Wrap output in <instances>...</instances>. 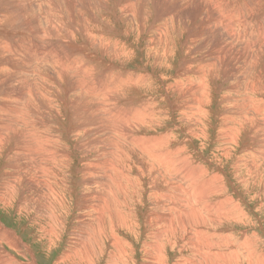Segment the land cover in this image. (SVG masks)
I'll return each instance as SVG.
<instances>
[{
    "label": "rangeland",
    "instance_id": "1",
    "mask_svg": "<svg viewBox=\"0 0 264 264\" xmlns=\"http://www.w3.org/2000/svg\"><path fill=\"white\" fill-rule=\"evenodd\" d=\"M219 1L220 2L217 1V7L218 4L220 3L222 5H220V9H219L220 11L217 12L219 16H221L222 22L226 24V25H221V27L224 30H221L220 28L217 27L210 28V26L209 29L206 28L205 26L206 14L203 11L201 13L200 12L201 10L198 9L196 16L197 19H196V17L193 16L194 13L193 5L195 4H190L188 0H180V3L179 0H143V4H142V0H95V1L94 0H90V1L62 0V2L61 0H0V21L4 19L6 14H9L10 20H8L9 18H7L6 19L7 21L4 22L3 20L2 22L7 23L12 21V23L13 22L16 23V24L14 23L13 25H3L10 32V34L4 36L3 34L0 33V43H1L0 49L6 50L4 51V56L6 57V59L14 58L13 57L14 53L15 54L20 53L21 56H16V58L20 57L21 61L14 62L16 60H12L9 61V63L11 64L13 63L18 69H21L22 67L25 71L24 73L25 75L21 77L22 82L20 83V85H17L16 87L13 86L9 87L11 83L12 84L17 83V82H12L14 76L12 73H10L11 71L9 72V69H7L8 72L2 71L0 73V88H1L0 106L4 107L5 110L7 109L6 106H9L8 109L12 111L11 115H16L20 113L22 117L21 119L25 123L24 129L27 131L26 133H28L27 136L29 137V140L30 138H32V134H34L35 132L37 133V137H40L41 135L43 137V138L41 137L42 139H44L45 136H54L58 140H61L65 144V149H68V151L72 153V155L69 156V162L67 164L68 172L69 171L71 172L69 173H70V178L72 180L70 179L71 184L69 186L71 188L72 195L71 193H69L70 190L66 189L68 194L64 199L68 207L71 209L70 211L71 215H69V217L66 218V221L64 222L65 225L67 224L66 232L64 233L63 228L65 225L59 226L55 224L54 218L55 217L58 218V216H54L52 220L47 219V214L51 210V202H53L54 200L55 201L58 200L55 199V196L51 194L50 190L42 191V186L46 182L45 180L44 182H42V180L38 178L40 172L34 174L25 171L19 177L20 181L16 179L17 177L16 165L20 163V160L15 158L16 156L14 152L19 148L21 142L23 141V139L21 138L23 135L18 134L17 135L18 139L14 140V138H12L9 144L0 143V225L3 226L4 231H10L14 234L15 237L18 238L19 243L17 245L19 248L17 249V251L21 253V256L22 254L26 255L21 257L20 254H16L14 250L9 249L6 244L12 245V243L9 242L10 238L7 236L9 239L5 240L3 238L5 235H0V238L4 239V244L6 242L5 249H2L0 255L4 254L3 258L9 261V264H17V263L19 264H92L93 262L94 264H116L117 260L118 263L120 264H155V262L149 256L152 255L151 251L145 250L144 252L143 250L144 246L147 243H150L149 220L151 218V213L153 214V216H156L157 222L159 221L158 226L162 236L169 240V244L167 245V248L164 249L165 250L164 254L167 252L164 255L165 263H167L166 261H168V264H182L183 261H185L186 258L189 257L188 255L191 256L198 252L200 257L203 259H206L204 258L203 255H205V257H208V255L211 254L215 255L216 257L206 259L209 260L212 264H264V176L260 177L262 180L261 183H259V181L257 183H253L254 181L250 179L247 180V178H249L250 175V173L248 172V168L242 169V167L238 166V169L237 170L235 169L237 159L247 160L248 157H250L253 160V158L249 155H252L254 153V151L258 147L257 142H259L261 139L257 138L255 145L251 146L250 143H252V141L249 139H245L244 136L243 135L241 136L240 134L236 136L237 138L235 137L232 140L231 142L232 144L230 145L229 152L226 153L223 151L225 148L224 146L225 145L228 146V144H226V142L228 143V139H229L228 129L224 130L225 127H228V119L230 118L238 119V122L241 120L245 122L244 118L250 113L253 114L256 111L255 113L258 112L257 114L260 116L254 113L251 117L253 122L250 123H252V125L254 124L253 125L254 127L258 125L261 128H264L263 127L264 112H260L261 114H259V110L256 107L248 105L250 102L258 106L259 103H254L253 100L255 101L264 100V39H263L264 0H234V3H232L233 0H224V2L223 0H219ZM111 2L114 3L116 2L117 5L119 6L117 5L115 6V4L114 3L112 4ZM183 2L184 3L188 2V3L184 5ZM127 3H129V7L127 10H124L123 7ZM228 3L231 6H229ZM189 4L190 6H188ZM181 5L183 8L181 7ZM232 6L234 9L232 8ZM242 8H244V10ZM90 9L92 10L90 11ZM235 9L237 10L241 9L240 10V13L242 15L241 17H244L243 20L244 23L242 25L237 23L234 17L232 16V13L234 12ZM93 12H95L94 13L95 16L90 15L93 14ZM47 13L49 14V16L52 17V21H51L52 23L48 22L49 17L46 16ZM137 13H139L140 15H137ZM169 13L171 15H169ZM13 14H15L16 16H14ZM141 14L147 17L145 16L143 17ZM216 14L217 13L213 12L214 16ZM54 15L55 17H58L61 20L55 21V19L53 18ZM166 15H168V17ZM135 16L137 17L140 16V18H135ZM141 17L144 19V21L143 19H141ZM184 18L186 21L184 20ZM89 19H91L90 20L91 23L90 21L87 22ZM60 21H65L66 24H60ZM71 21H76L77 23L78 22L84 23V25H82L81 27L85 31L87 29L89 30L90 27H92L95 23L94 26H96V30L94 32L93 38L90 41V45H92L94 51L98 56H102V60H98L96 63L100 75L98 74L93 78H88L85 73L83 76L84 69L79 65V60L71 56V54L73 52L75 53V51L72 52L70 49H69L70 51L68 50L69 47L66 44L68 41H72L74 45H77L81 48L82 46H84L83 39L69 29L70 28L69 25ZM38 24H40V26L35 28V26ZM134 25H138L140 27L138 31H136V26ZM165 25L168 28L167 32L171 38L175 32H178L179 29L182 30V27H184V29L185 27L192 28L193 35L195 37L194 44L195 46L196 45L198 46V47L194 46L196 53L195 51H193L194 52L193 53L191 51L189 52L187 50H181V49L180 51L179 50L176 51L169 62L170 64L168 63V65L173 68L172 69L170 67L173 71L171 69L165 70L164 68L161 67L162 65L164 66V64L166 65L167 58L165 57L160 58L162 54V49L154 45V43L156 42H153L154 40L157 39V36L159 34L163 35L162 31L164 30L163 28ZM171 25L174 26L172 27ZM1 27L2 25H0V32H1ZM63 27L66 29H64ZM174 27H176V29H174ZM46 28L50 29V31L52 32H54L55 30H60V31L62 30L61 33L63 34V37L66 36L64 37L66 38L65 40L66 42H64L65 45L58 44L59 40L53 37H51L50 39H46V38L44 39L41 36L32 35L33 36V40H32L31 38L32 36L29 35L30 36L29 37L28 34L25 33V32H29L31 29H36L39 31L43 30L44 32H46L45 31L47 30ZM225 29L227 30L225 31ZM208 30H211L213 34H215V36L213 35V38L209 36L210 32H208ZM12 33L14 34L11 35ZM230 33L232 35L233 41L229 40ZM17 34L19 36L21 35L20 36L21 38ZM137 34L139 35V37L136 40ZM223 35H226L227 40ZM227 35H229V37ZM26 37L28 39L27 41L26 39H24ZM3 38L8 39L9 42L7 44H3L1 42ZM100 38L103 40L99 42ZM196 38L199 39L201 38V39L198 40L199 41L198 42ZM22 39H24L25 41H22ZM84 39H86V36L84 37ZM207 39H209V43L206 41ZM33 41H35V43ZM223 41L224 42L226 41L228 45H230L228 49L230 48L231 50L232 48L233 51L235 50V52L227 51L226 49L225 51L224 50L221 51L223 48ZM235 41L237 42L236 47L231 46V44L235 46ZM25 42H27V44ZM118 42L121 43L122 45L116 48L115 53H113V47L115 48V45L118 44ZM168 42L171 43L170 41ZM30 43L31 45L32 44L34 45V49L33 46L29 48ZM22 44L23 46H21ZM216 45L218 46V49L219 48L221 49V50L219 49L220 52L219 51L216 52V50H214V48L217 47ZM46 46L49 47L48 50L46 49L48 48ZM103 46L106 50L105 49L102 50ZM146 48L153 49L154 51L157 52L155 53V55L149 54ZM243 49L245 51H241ZM15 50L16 51L19 50V52L16 53ZM38 50L40 51V53ZM239 50L240 52H242L241 54ZM181 51L182 53L180 54ZM100 52L101 53L103 52V54L106 55H103ZM229 52L231 53L230 55ZM218 53L221 56H223L224 54V61L223 58L216 57ZM232 54H234L235 56ZM242 54L245 55L243 56ZM231 56L233 58L239 56L238 58L241 57L240 59L242 60L243 57L244 59L246 57L244 61L245 63H237L239 65L238 66L233 61H231L228 65V60L230 61V59L231 60L233 59ZM254 56L259 57V61H258L259 63H256L255 65L252 66V60ZM62 57L64 59L60 61L59 58ZM214 58L216 59L214 60ZM218 58H220L223 62H226L225 67H227V72H233V73L230 75V77L227 75V78H225V76L222 74V71H219L218 73L215 72V75H217L218 79H216L213 82L215 84V85L213 84L214 87L213 89H209L210 85L209 87H207L206 85L202 87L200 84H198L199 78H197L194 81L195 83L194 86L198 85L196 87V92L195 93L193 92L194 95H191L192 99L197 98L196 106L198 105L199 100L204 101L206 100V97H208L207 99L208 103L205 104L204 106H201L203 108L202 110L207 111V115H205V117L199 118L201 121V122L199 121L200 130L202 131L204 127H207L206 130L204 129L202 132L200 130L199 131L197 130L196 131L198 133L197 137L192 138L189 136L190 134L186 133V129H188L186 127L188 120L184 118V116L179 112L180 110L176 109L174 110L175 113H171L170 115L166 114L164 118H163L164 113L161 114L159 110H155L158 113V115L156 116L157 118L155 120L159 118L157 121H160L164 127L159 128L155 123L154 125L156 127L154 125L153 127L156 130L153 129L147 132L140 131L144 133L143 135L140 133H139L140 135L136 134L145 137L160 136V135L164 136L166 134L170 136L171 139L173 138L176 140V141L174 140L173 144L174 143L177 144L178 141L181 143V140L182 143L185 144L187 142L189 144V145L187 144L185 145L187 150L185 152L186 155H184L186 157L188 156V160L179 157L181 158V161L176 163V168L178 167V169H174L173 167H171L172 169H170L171 171L170 175L172 173L175 175L176 172H180L182 173V175L186 174V177L183 178L181 181H179L178 179L173 178L175 176H170L172 178L171 179L169 175L165 173L168 176L166 177V175L165 176L163 175L162 177L165 178L166 181L164 182L163 179L159 181L164 187L168 188V192L170 191L168 193V196L170 197V202H169L170 204L168 208H171L172 210L167 209L163 205H157L160 208H162L163 211L162 210H160V212L154 211L155 205L154 206L152 205V203L149 201V199L145 194L143 199L146 200V203L145 200L141 199L140 202L138 201V203L133 208V211L130 213L135 215L136 218L138 216V218L136 219L137 220L136 223H138L137 226L139 227L140 233L138 234L137 238H133V236L131 235L130 236L125 235L123 231L118 232L117 240H111L109 238V235H107V237L104 238L101 235L94 234L98 239L89 236L85 242L89 245L94 242V239H97L98 241L97 240L95 241V247L89 249L88 246H83V248L81 249L83 251L80 250L81 252L77 253L74 256L72 255L73 257L68 256V258H66V255L68 254L67 252L71 250V247L76 245L78 242L79 243L81 242V236L83 235L82 234L83 230H88L87 225L84 226L75 225L77 221H84L85 223H87L86 222L87 217L81 218L79 215L75 218V215L78 213V211L82 206L80 193L83 190L82 187L83 181L87 183H93V182H99V184L101 183L100 187L97 188V190L104 192L107 181L110 178V175L114 173L113 170H105L108 165V162L111 163V161L113 160L111 156L109 157L107 156L106 142L101 140L100 144H97L90 149L91 153L88 156L86 154L82 155L80 152H82V150L86 152L87 150L85 149L87 147V144H89L90 142L88 140H85V137L83 135H79V136H83L84 140L82 141L83 143L82 142L80 144L77 143L80 141L81 137L80 138L77 137L76 134L77 135L79 134L80 128H82L83 125H86L87 122L88 125H91L96 123V120L102 119L101 115H104L107 118V121L109 122L110 119L108 116H106L107 115L106 112H102L101 115L100 113L95 112V114H98V116L95 117L93 116L95 114L93 113V115H91V113L87 111L86 107L82 115L77 116L78 106L79 107L81 106L74 104L77 101V99L71 94V100H72L71 104L73 105L67 106L65 109L67 111L73 109L75 111L74 114H76L75 115L76 117L70 112H66L64 110V107H59L60 109L59 111L53 110L50 113L46 114V116L43 115L42 120H44L47 124L45 125L44 121L42 122L40 121L41 123L44 122L43 123L44 126L42 125L43 127L42 126L40 127L41 128L40 130L42 131H35L34 128L36 126H40L41 124H39L30 113L32 112L33 114L34 111H36L35 116L37 115L41 118L42 116L40 115L42 114L43 109L41 108L39 109L37 102L36 101L33 102L31 96L27 95V93L30 94V92L31 95H33L36 89L38 88V83H39L38 81H36L37 82L36 88H34L32 77L30 78L28 77L27 71L35 70V68L45 69L48 67L49 69H53L55 71L57 69L55 67H57L60 64L61 68H64V70L66 71V74L74 78V80L73 79L70 80L73 81L76 80L81 84H83L88 89L89 91L88 94H90L91 96L86 98L90 101H92L94 97H96L94 99H99V97L101 98V96L98 93V90L101 87V81L98 82L97 80H99L98 76L100 77L101 73L105 70L107 71L109 76L114 78L116 82H121V80L124 78L129 80L131 76H134L133 77V79H135L134 81L145 80L144 78L148 76L149 81L145 80V82H147L148 84L145 83L139 86L136 82H134L137 85L136 88H132L134 90L132 91L134 92V94L131 93V91L128 92L126 95L119 94L117 101L112 102L114 110H112L111 112H113L114 118H117L121 124H125L124 120H127L125 114L132 113L127 108H131V107L136 108L138 105L144 102L150 104L151 100L153 99L156 100L155 104L158 107L161 104L163 106L164 105L166 106V104L162 103V100L160 99V97L163 96L165 93L164 91H162L160 86L162 85V83H164V80L166 79H167V85L170 84V86L172 87L169 89V94L171 93L170 96L173 98V99L171 97L169 98L172 104L175 105V101L177 102L176 105L183 104L185 98H183L182 96L183 93L182 91L185 90L186 87L173 86L174 80H180L184 78L185 77L184 73H186L187 70L191 71L196 67H198L199 64L202 63V60L205 61L204 63L205 67H210L214 62L215 65L217 64L216 60ZM191 59H193V61ZM54 60H56L55 63ZM185 60L190 63V66L184 67L181 72H177L179 67H182V64ZM43 61L46 63L43 64ZM60 65L58 67H60ZM232 65L234 66L236 65L235 68ZM237 69L239 70L237 71ZM20 71L21 70H19V72ZM22 72L23 71H21V75ZM43 72L50 74L48 70H45ZM43 72L41 74H44ZM198 72L200 71L198 70ZM104 78H106L105 75ZM162 78L163 81H161ZM250 79L258 86L257 90L254 92H252L251 86L245 88L246 80L249 81ZM78 86H80V84ZM78 86H74L73 88L75 89ZM215 88L217 89L216 93H212L213 90H215ZM95 90L98 94L95 93ZM122 92L125 94L124 89L122 90ZM208 93L209 95H207ZM9 94L15 96V99L16 97L19 96L20 98L21 96L20 101H14V103H11L9 105L5 97L6 95ZM178 94L180 95V97H178ZM234 94L236 96H233ZM200 97L202 98V100ZM28 98L30 99L28 100ZM238 98H240V101H237ZM241 98L243 99L245 98V99L242 100ZM3 99H5V102L2 101ZM21 100H23L22 101L23 103L26 100L24 106H22L23 103H21ZM246 100L249 102H247ZM30 101L33 104H31ZM235 103H236V107H240L239 109H242L241 111L242 113L245 112L247 113L241 115L242 119H240V117H236L234 114V109H231V107H233ZM99 104L100 102L97 103L96 106H99ZM244 104L245 107H243ZM13 107L15 109H13ZM21 107L22 109H20ZM26 107L30 110H28ZM191 107L192 106H190V109H192ZM246 108L247 111H243ZM23 109L28 111L29 113L26 111L23 112ZM104 109L109 110L107 108ZM250 109L252 110V112ZM38 110H40L39 114L37 112ZM13 111L14 112L18 111V112L14 114ZM196 112L197 110L194 111L193 114H189L190 116H188V118H190L189 119L190 121L197 119L198 115ZM254 115L256 118L254 117ZM39 117L36 118L39 119ZM67 117L70 119H68ZM194 117H196V119ZM16 118H18L17 115ZM253 118H255V123ZM73 120L77 121L78 123L81 122L79 123V125L82 126L80 127L77 122H74L73 124ZM183 120H185V122ZM20 122L22 121L20 120ZM23 122L21 123L22 125ZM109 122L107 123L108 127H109L108 124H110ZM181 124L184 129L178 128L179 125ZM235 124L236 123L234 122L233 125ZM252 125H250V127ZM46 126H48V128ZM242 126L247 127L248 125L245 122L242 123L240 127ZM44 127H46L45 128L46 131H44L45 130ZM76 127H78V129ZM240 127H237V129H239ZM135 128L136 127H131V129L134 131ZM174 128L175 130L173 131L175 132L172 131V129ZM176 128H177V132H176ZM98 131L100 133V130ZM120 134L124 136L126 134V131L121 130ZM174 135L176 138H174ZM261 135L264 136V132L261 133ZM116 138L117 136H115V139ZM263 140L264 139H262L261 141ZM124 142L125 139L119 136L118 143L122 147ZM10 144L12 145L13 148L12 152H8L7 150ZM83 144L86 145L85 149H83L82 147H81L82 149L80 148V146H82ZM110 150L112 151L113 149L111 148ZM12 156L13 158H10ZM40 156L35 155V158L39 159L41 158ZM181 163L184 164V166L183 165L181 166ZM84 164H86L85 167L83 166ZM208 164H210V166H208ZM8 165L9 167H7ZM185 167L187 169H184ZM188 168H189V173H188ZM262 168L263 165H261L259 169L261 170ZM159 170L163 172V170L161 169ZM222 171L224 172V174H222L223 173ZM200 172L201 173L206 172V173L200 176L201 175ZM215 172L218 174V176L219 175L221 177L223 176L222 178L225 184L224 186H222L221 193L225 195L228 198V200H232L234 203V205L232 206L226 205L225 209L223 210L224 214H228V217L224 215L223 218L220 219L213 218L212 221L214 223L212 222L207 223L203 219H192V218L185 219V217L189 216V213H192L194 206H196L197 209L201 208L202 206L201 203L204 201L203 199L204 196L202 195L203 190H206L205 187L206 185H208L206 177L216 174ZM49 173L51 172L49 171ZM90 173H93L94 176H89L88 174ZM190 174H192V178L195 175L196 176L199 175V176L195 180H191L192 178L189 179L187 177ZM112 177L110 179L111 182L112 180L115 179V175H113ZM243 179H245V181H243ZM7 180H11L10 184H18V187L14 188V190L18 191V195H14L11 189L8 191L2 190L4 186L3 182ZM124 182L131 183L139 187H144V191L145 189L149 188L145 180L136 178V172L133 170L132 167L127 171L126 175L120 177V183L123 184ZM167 183H169L170 185L167 186ZM173 184H175L176 186ZM37 186L40 187L41 192L36 191ZM119 188L121 189V186ZM193 190L195 192H192ZM122 191L125 193L124 190ZM196 192L199 193L198 198L195 195L197 194ZM190 193H194V195L192 194L193 196H189ZM42 195L44 197H42ZM215 195L216 194H213V196ZM128 200L131 201V199ZM20 201L30 203L32 207L31 210L37 213L35 215L34 213L31 215H27V213L20 211L18 207L19 206L18 203ZM78 201L80 202L78 203ZM99 201L100 200L97 199L96 203L100 204ZM228 210L230 211L229 213ZM65 213L68 214V211H66ZM215 213L222 214L217 210L215 211ZM139 214H141L142 217L139 216ZM161 215H164L165 218H168L170 221L163 222L161 219ZM198 215H201V212L199 210L195 212V215L193 217ZM35 216H38L40 218L39 222L36 223V225L34 223ZM71 216L73 217V219ZM63 217L64 215L62 213L60 214L59 219L61 220L63 219ZM75 226L77 227V229L74 228ZM86 227L87 229H85ZM71 230L73 231V233ZM75 230L78 232L74 233ZM48 231L50 232V234H47ZM107 232H109V230H104L103 234H106ZM181 238L183 241H181ZM223 242H225V246L221 244ZM114 244H116V246H114ZM88 253H90L92 256L90 259L88 257ZM223 254H224V258H228V262H223L221 260L222 258L220 256L221 255L223 256ZM231 257L232 258L238 257V260H234V259L230 260ZM122 260L123 262H121Z\"/></svg>",
    "mask_w": 264,
    "mask_h": 264
},
{
    "label": "bare ground",
    "instance_id": "2",
    "mask_svg": "<svg viewBox=\"0 0 264 264\" xmlns=\"http://www.w3.org/2000/svg\"><path fill=\"white\" fill-rule=\"evenodd\" d=\"M90 1V0H89ZM95 1V0H94ZM217 1L220 2L219 0H188V2L190 4H195L193 5L194 8H193V16L196 17L197 16V11L198 9L201 10L200 12L202 13V11L206 14V20H205V26L206 28L209 29V26L210 28H220L221 30H224L221 25H226L225 23L222 22L221 20V16H219L218 12L217 11H220V5H222L221 3L218 4V7H217ZM5 2V1H4ZM35 2V1H34ZM62 2V0H61ZM185 2V1H184ZM183 2V3H184ZM187 2V3H188ZM224 2V0H223ZM240 2V1H239ZM87 3V2H86ZM112 4L114 2H111ZM179 3H180V0H179ZM187 3H184L187 4ZM227 3V2H226ZM234 3V0L233 2ZM231 3V4H232ZM241 3V2H240ZM94 4V3H93ZM110 4V3H109ZM115 6L117 5V3L115 2L114 3ZM142 4H143V0H142ZM190 4L188 6H190ZM224 4V3H223ZM145 5V4H144ZM142 5V6H144ZM229 6H231L229 3H228ZM236 5V4H235ZM238 5V4H237ZM245 5V4H244ZM249 5V4H248ZM41 6V5H40ZM63 6V5H62ZM68 6V5H67ZM72 6V5H71ZM70 6V7H71ZM119 6V5H117ZM187 6V5H186ZM227 6V4H226ZM61 7V5H60ZM59 7V8H60ZM73 7V6H72ZM129 7V3H127L123 9L124 10H127ZM182 7V5H181ZM185 7V6H184ZM183 8V7H182ZM218 8V9H217ZM228 8V7H227ZM233 8V6H232ZM240 8V6H239ZM112 9V7H111ZM115 9V7H114ZM222 9V8H221ZM234 9V8H233ZM244 10V8H242ZM247 9V8H246ZM75 10V9H74ZM92 9H90L91 11ZM118 10V9H117ZM224 10V9H223ZM241 10V9H240ZM240 10L238 9H235L234 12L232 13V16L234 17V19L236 20L237 23L239 24H243L244 23V17H241V13H240ZM35 12V11H34ZM110 12V11H109ZM118 12V11H117ZM145 12V11H144ZM213 12L217 13L215 16L213 15ZM92 13V12H91ZM95 12H93V14H90L91 16H95L94 15ZM111 13V12H110ZM37 14V13H36ZM60 14V13H59ZM78 14V12H77ZM143 14V12H142ZM141 14V15H142ZM199 14V13H198ZM14 16H16L15 14H13ZM75 15V14H74ZM137 15H140L139 13H137ZM147 15V14H146ZM169 15H171L169 13ZM204 15V14H203ZM3 16V15H1ZM13 16V17H14ZM49 17L48 19V22H51L52 21V17L49 16V14L47 13V15ZM87 16V14H86ZM98 16V15H97ZM100 16V15H99ZM143 16V15H142ZM145 16V15H144ZM143 16V17H144ZM149 16V15H148ZM168 17V15H166ZM192 16V17H193ZM199 16V15H198ZM47 17V18H48ZM147 17V16H145ZM187 17V16H186ZM185 17V18H186ZM9 18V14H6L5 17H4V22L7 21L6 19ZM35 18V17H34ZM46 18V19H47ZM55 19V21L57 20H61L60 18L58 17H53ZM135 18H140L135 16ZM184 18V20H185ZM201 18V17H200ZM223 18V17H222ZM105 19V18H103ZM141 19H143L141 17ZM140 19V20H141ZM147 19V18H146ZM161 19V17H160ZM179 19V18H178ZM197 19V17H196ZM230 19V18H229ZM262 19V18H261ZM2 20V19H1ZM2 20V21H3ZM10 20V18L8 19ZM64 20V19H63ZM91 19H89L87 22H89ZM115 20V18H114ZM2 21H0V25H2L1 27V34H3L4 36H7V34H10V32L3 26V25H13L15 22L12 23L11 22H7V23H3ZM77 21V19H76ZM76 21H71L70 22V25H69V29L72 30V32H74L76 35L80 36V38L83 39V45L82 48L77 46V45H74V43L72 41H68L66 44L68 48V50L70 49L72 52L75 51V53L71 54V56L73 58H77L79 60V65L84 69V72H83V76L84 74L86 73V76L88 78H93L95 76H97L99 74L98 72V66L96 65L97 61L98 60H102V56H98L96 54V52L94 51L92 45H90V41L91 39L93 38L94 36V32L96 30V26L94 22V25L92 27H90V29L88 30L87 29L86 31L82 29V25H84V23H80V22H76ZM102 21V20H101ZM100 21V22H101ZM136 21V20H135ZM144 21V19H143ZM186 21V20H185ZM85 22V23H87ZM103 22V21H102ZM138 22V21H137ZM179 22V21H177ZM188 22V21H187ZM52 23V22H51ZM50 23V24H51ZM91 23V21H90ZM110 23V22H108ZM233 23V22H232ZM16 24V23H15ZM60 24H66L65 21H60ZM130 24V23H129ZM142 24V22H141ZM175 24V23H174ZM181 24V23H180ZM179 24V25H180ZM54 25V24H53ZM56 25V24H55ZM231 25H234V24H231ZM40 24L36 25L35 28L39 27ZM49 26V25H48ZM90 26V25H89ZM128 26V25H127ZM136 26V31H138V29L140 28L138 25H134ZM172 27L174 25H171ZM176 26V25H175ZM240 26V25H239ZM66 27V26H65ZM68 27V26H67ZM131 27V26H130ZM231 27V26H230ZM234 27V26H233ZM41 28V27H40ZM61 28V26H60ZM64 28V27H63ZM135 28V27H134ZM181 28V27H180ZM225 28V27H224ZM227 28V27H226ZM47 30H45L46 32H44L43 30L42 31H39V30H36V29H31L29 32H25L29 35H38V36H41L42 38H46V39H50L51 37L53 38H56L58 41V44L60 45H63L64 42H66V36L63 37V34L61 33L60 30H55L54 32L50 31V29L46 28ZM57 29V28H56ZM66 29V28H64ZM99 29V28H98ZM127 29V28H126ZM164 30L162 31L163 35H158L157 36V39L154 40L153 42H156L154 43V45L160 47L162 49V54L160 56V58L162 57H165L167 58V61H166V65L164 64V66L162 65L161 67L164 68L165 70H169L171 69L172 67L168 65V63L170 62V60L172 59V56L173 54L176 52V51H180L181 50H187V51H195V37L193 35V30L192 28L190 27H182V30H178V32H175L172 36V38L168 35V28L167 26L165 25ZM174 29H176V27H174ZM228 29V28H227ZM225 29V31L227 30ZM100 30V29H99ZM231 30V28H230ZM3 31V32H2ZM18 31V30H17ZM68 31V29H67ZM131 31H132V28H131ZM134 31V30H133ZM207 31V30H206ZM21 32V31H20ZM209 33V36H211V38H213V35L215 36V34H213V32L211 30H208ZM224 32V31H223ZM133 33V32H132ZM14 33H12L11 35H13ZM69 34V33H68ZM73 34V33H72ZM18 35V34H17ZM24 35V34H23ZM66 35V34H65ZM19 36V35H18ZM21 36V35H20ZM19 36V37H20ZM69 36V35H67ZM86 36V39H84V37ZM207 36V35H206ZM225 36L226 38V35H223ZM222 36V37H223ZM229 37V35H227ZM30 37V36H29ZM59 37V38H57ZM139 35L137 34L136 35V40L138 39ZM197 37H200V36H197ZM7 38V37H6ZM6 38H3L1 40V42L3 44H7L9 42L8 39ZM21 38V37H20ZM32 40H33V36L31 37ZM38 38V37H37ZM41 38V39H42ZM203 38V37H201ZM200 38V39H201ZM210 38V39H211ZM224 38V37H223ZM230 39L229 40H232L233 41V38H232V35L230 33ZM26 39V41L28 40L27 37L24 38ZM24 39H22V41H25ZM40 39V38H39ZM73 39V38H72ZM173 39V40H172ZM197 41L200 40L199 38H196ZM215 39V37H214ZM218 39V38H217ZM220 39V38H219ZM264 39V37H263ZM31 40V39H30ZM68 40V39H67ZM103 39H99V42L102 41ZM172 40V41H171ZM205 40V39H204ZM227 40V38H226ZM50 41V40H49ZM168 41H170L171 43H169ZM175 41V42H174ZM203 41V40H202ZM208 43H209V39L206 40ZM212 41V40H211ZM220 41V40H219ZM238 41V40H236ZM235 41V46L233 44H231V46L233 47H236V42ZM35 43V41H33ZM151 42V43H153ZM199 42V41H198ZM218 42V41H217ZM231 42V41H230ZM27 44V42H25ZM43 43V42H42ZM45 43V42H44ZM55 43V42H54ZM232 43V42H231ZM1 44V43H0ZM198 44V43H197ZM206 44V43H205ZM47 45V44H45ZM50 45V44H49ZM48 45V46H49ZM52 45V44H51ZM65 45V44H64ZM96 45V44H95ZM120 45H122L121 43L118 42V44L115 45V48L113 47V53H115V50L116 48H118ZM219 45H220V42H219ZM228 43L225 41H223V48L221 51H225V49L227 51H233V49L230 48L228 49V47L230 45H228ZM23 46V44L21 45ZM20 46V47H21ZM29 46V45H28ZM33 46V49H34V45L30 43V46L29 48ZM40 46V45H39ZM46 46V47H48ZM54 46V45H53ZM195 46V47H194ZM214 46V44H213ZM217 46V45H216ZM45 47V46H43ZM51 47V46H50ZM198 47V46H197ZM227 47V48H225ZM28 48V47H27ZM102 48V47H101ZM202 48V47H201ZM205 48V47H203ZM238 48V47H237ZM23 49V48H22ZM47 50L49 49L46 48ZM99 49V48H98ZM105 49L104 46L102 48V50ZM148 50V53L149 54H152V55H155V53L157 51H154L153 49H149V48H146ZM218 49V46L216 48H214V50L219 51ZM36 50V49H35ZM69 50V51H70ZM100 50V49H99ZM106 50V49H105ZM4 51L6 50H1L0 49V73L2 71H7V69H9V72L13 74V79H12V82H17L15 84H10L9 87L13 86V87H16L17 85H20V83L22 82V78L25 74V71L24 69L21 67V69H18L13 63H9V61H12V60H16L14 62H18V61H21V58L18 57L16 58V56H21V54L19 55L16 51L17 54L14 53L13 57L14 58H10V59H6V57L4 56ZM29 51V50H28ZM26 51V52H28ZM39 51V50H38ZM37 51V52H38ZM45 51V50H44ZM50 51V50H49ZM186 51V52H187ZM241 51H245L244 49L241 50ZM21 52V51H20ZM33 52V51H32ZM64 52V51H63ZM105 52V51H104ZM111 52V51H110ZM220 52V51H219ZM235 52V50L233 51ZM240 52V50H239ZM30 53V52H29ZM40 53V51H39ZM61 53V52H60ZM69 53V52H68ZM67 53V54H68ZM101 53V52H100ZM107 53V52H106ZM109 53V52H108ZM112 53V54H113ZM182 53V51L180 52V54ZM184 53V52H183ZM194 53V52H193ZM196 53V51H195ZM228 53V52H227ZM242 52H240L241 54ZM254 53V52H253ZM10 54V53H9ZM43 54V52H42ZM62 54V53H61ZM103 54V52L101 53ZM187 54V53H186ZM185 54V55H186ZM192 54V53H191ZM190 54V55H191ZM231 53L229 52V55ZM235 54V53H234ZM232 54V55H234ZM12 55V54H11ZM69 55V54H68ZM67 55V56H68ZM103 55H106V54H103ZM199 55V54H198ZM203 55V54H202ZM243 55V54H242ZM245 55V54H244ZM243 55V56H244ZM26 56V55H25ZM29 56V55H28ZM41 56V55H39ZM235 56V55H234ZM23 57V56H22ZM35 57V56H34ZM104 57V56H103ZM199 57V56H198ZM203 57V56H202ZM216 57H221L223 58V61H224V54L223 56H221L219 53L217 54ZM232 57V56H231ZM239 57V56H238ZM238 57H232L233 59L230 61L228 60V65L231 61H233L235 64L237 63H245V59L247 57H243V60L238 58ZM31 58V57H30ZM58 58V57H57ZM149 58V57H147ZM153 58V57H152ZM159 58V57H158ZM180 58V57H179ZM189 58V57H188ZM187 58V59H188ZM53 59V57H52ZM64 58H59L60 61H62ZM67 59V58H66ZM65 59V60H66ZM70 59V58H68ZM198 59V58H197ZM196 59V60H197ZM203 59V58H202ZM216 58H214L215 60ZM3 60V61H2ZM34 60V59H33ZM157 60V59H156ZM193 61V59H191ZM195 60V58H194ZM205 60V58H204ZM202 60V63L199 64L198 67H196L195 69L189 71L187 70L186 73H184V78L180 79V80H174V84L173 86H179V87H186L185 90H183L182 92V96L183 98H185L184 100V103L181 104V105H176V101H175V105L172 104V102L170 101V94H169V89L172 88L169 85H167V79L164 80V83H162V85L160 86V88L162 89V91H164V95L160 97V99L162 100V103L166 104V106L164 105H160L159 107L155 104L156 103V100H151L150 104L148 103H142L140 105H138L136 108H127L129 111H131L132 113L131 114H125L126 115V119L127 120H124L125 124H121L120 121H118L117 118H114V115H113V112H111L113 109V104L112 102L114 101H117L118 97H119V94H122V95H126L128 92L131 91V93L134 94V91L132 88H136L137 85L136 83L140 86V85H143V84H148L147 82H145V80H148L149 81V78L148 76H146V78H144L145 80H137V81H134L135 79H133L134 76H131L128 79H122L121 82H116L114 80V78H112L111 76H109V74L107 73V71H103L101 73V76L99 77L98 76V79L97 80L98 82L101 81V87L100 89L98 90V93L99 95L101 96V98L99 97V99H94L96 97L93 98L92 101L88 100L86 97H90L91 95L88 94L89 91L88 89L83 85L81 84L80 82L78 81H73L74 78L67 75L66 74V71L64 70V68H61V65L60 67H55L57 68L55 71L53 69H49L48 68H45V69H41V68H35V70H31V71H27L28 72V77H32V82L34 83V88H36V81H38V88L36 89L35 93L33 95H31V92L30 94L27 93V95H30L31 96V99L32 101H36L37 104H38V108L40 109H43L42 111V114L40 116H42L41 118L39 116H35V113L36 111H34V113L32 114V112L30 113L33 118L39 123L41 124L40 126H36L34 129L35 131H42L40 130L41 126L43 125V123L45 122L44 120H42L43 118V115L46 116V114L50 113L51 111L55 110V111H59V107H64V110L66 112H70L71 114H73L74 116L76 114H74V110H66L65 108L67 106H71L73 104L72 103V100H71V94L76 97L77 101L74 103L76 105H80L81 107L78 106V109H77V116H81L82 113L85 111V107L87 109V111L89 113H91V115H93V113L95 114L96 113H100V115L102 114V112H106L107 115L110 119V122L107 121V118L104 116V115H101L102 116V119H98L96 120V123L94 124H91V125H88V122L86 123V125H79V123L81 122H77V121H74L73 120V124L74 122H77L78 125L82 128H80L79 130V134L76 136L77 137H81L80 141L77 142V143H81L83 140H84V137H85V140H88L90 143L92 141V143L90 144H87V147L85 144H83L82 146H80V148L82 147L83 149H86L87 150L86 152L84 150H82V152H80L82 155L83 154H86L87 156L91 153L90 149L92 147H94L95 145L97 144H100L101 140L106 142V151H107V156H111L112 157V161L111 163L108 162V165L106 167L105 170H113V174L110 175V178L109 180L107 181V184H106V187H105V190L104 192L103 191H99L97 190V188L100 187L101 183L99 184V182H93V183H87V182H84L82 183V187H83V190L81 191L80 193V199H81V202H82V206L80 208V210L78 211V213L75 215V218L77 216L80 215L81 218H84V217H87V223H85L84 221H77V223L75 225H87L88 227V230H83L82 232V236H81V242L77 243L76 245L72 246L71 247V250H69L66 255V258H68V256H74L76 255L77 253L83 251L81 250L83 248V246H88L89 249H92V247H95V241L98 239L94 234L96 235H101L103 236L104 238L107 237V235H109V238L111 240H117V235H118V232H122L125 233V235H131L133 236V238H137L138 237V234L140 233L139 232V227L137 226L138 223L137 222V218L135 217V215L133 214H130L132 211H133V208L135 207V205L138 203V201L140 202L141 199H143L144 195L146 194L147 198L149 199V201L152 203V205L154 206L155 205V209L154 211H158L160 212V210H162V208H160L159 206L157 205H163L165 206L167 209L169 210H172L171 208H168L169 207V202H170V197L168 196V188L164 187L159 181L160 180H164V182L166 181L165 178H163L162 176L166 175L165 173H167L170 176H175L173 178H176L178 179L179 181H181L183 178L186 177V174L182 175V173L180 172H176L175 175L171 174L170 175V169H172L171 167H173L174 169H178V167L176 168V163L177 162H180L181 161V158L182 159H187L188 160V156H184L186 155L185 152H186V144L189 145L187 142L184 144L182 143V140H181V143L178 141L177 144H173L174 140L175 139H171L170 136L168 135H164V136H148V137H145V136H139L140 134H144L140 131H143V132H147L149 130H153L155 129L153 127V125L156 123V125L159 127V128H163V124H161L160 121H157L155 120L158 115V113L155 111V110H159L161 114L164 113L163 115V118L166 114H171V113H175L174 110L178 109L180 110L179 112L184 116V118H186L188 121H187V124H186V127L188 129H186V133L187 134H190L189 136L192 137V138H195L197 137V130L199 131L200 130V124H199V121L201 117H205V115H207V111L205 110H202L203 108L201 106H204L205 104H207V99L208 97H206V100L204 101H200L199 99V102H198V105L196 106L197 104V98L195 99H192V96L191 95H194L193 92L195 93L196 92V87L198 86H194L195 83L194 81L199 78V83L202 87H204L205 85L207 87H209V89H213V82L218 79L217 78V75H215V72H219V71H222V74L225 76V78H227V75L230 77V75L233 73V72H227V67H225V63L226 62H223L220 58H218L216 61H217V64L215 65L214 63L210 66V67H205L204 66V63L205 61ZM37 61V60H36ZM39 61V60H38ZM53 61V60H52ZM56 60H54V63H55ZM70 61V60H69ZM151 61V60H150ZM155 61V60H154ZM153 61V63H154ZM201 61V60H200ZM242 61V62H241ZM259 57L258 56H254L253 57V60H252V66L255 65L256 63H259ZM103 62V61H102ZM9 63V64H8ZM46 62L43 61V64H45ZM53 63V64H54ZM159 63V62H158ZM157 63V64H158ZM196 63V62H195ZM233 63V64H234ZM8 64V65H7ZM62 64V63H61ZM152 64V63H151ZM170 64V63H169ZM194 64V62H193ZM192 64V65H193ZM198 65V64H197ZM238 65V64H237ZM242 65V64H241ZM240 65V66H241ZM51 66V65H50ZM178 66V65H177ZM190 66V63L188 61H184L183 64H182V67H179V69L177 70V72H181L183 70L184 67H189ZM234 66V65H232ZM236 66V65H235ZM234 66V68H235ZM239 66V65H238ZM245 66V65H244ZM29 67V66H28ZM171 67V68H170ZM246 67V66H245ZM251 67V66H250ZM43 68V67H42ZM178 68V67H176ZM200 72H198V70ZM11 69V70H10ZM173 69V68H172ZM171 69V70H172ZM190 69V68H189ZM240 69V68H239ZM237 69V71L239 70ZM245 69V68H244ZM19 70L23 71L22 72V75H21V71L19 72ZM45 70H48L50 72L49 73H44L43 71ZM170 70V71H171ZM186 70V69H185ZM236 70V69H235ZM102 71V70H101ZM173 71V70H172ZM175 71V70H174ZM44 73V74H41V73ZM240 72V71H239ZM228 73V74H227ZM239 74V73H238ZM100 75V74H99ZM104 75L106 76V78H104ZM3 77V76H2ZM196 77V78H195ZM241 77V76H240ZM6 79V78H5ZM70 79H73V80H70ZM237 79V78H236ZM8 80V79H7ZM117 81H120V80H117ZM161 81H163V78L161 79ZM198 81V80H197ZM218 81V80H217ZM263 81V80H262ZM136 82V83H134ZM169 83V82H168ZM80 84V86H78ZM99 84V83H98ZM2 85V84H1ZM7 85V84H6ZM215 85V84H214ZM74 86H78L76 87L75 89L73 88ZM248 86H251V89H252V92L256 91L258 86L256 83H254L251 79L248 81L246 80V83H245V88L248 87ZM49 87V89H48ZM237 87V86H236ZM235 87V88H236ZM199 88V87H198ZM1 89V88H0ZM32 89V88H31ZM124 89V92L125 94L122 92V90ZM77 90V91H76ZM160 90V89H159ZM216 88L215 90H213L212 93H216ZM93 91V90H91ZM198 91V90H197ZM2 92V91H1ZM34 92V91H33ZM171 92H174V91H171ZM201 92V91H200ZM95 93L96 90H95ZM97 93V94H98ZM177 93V92H176ZM199 93V92H198ZM173 94V93H172ZM190 94V96H189ZM197 94V93H196ZM236 94V93H235ZM233 95V96H236V95ZM202 95V94H200ZM209 95V93L207 94ZM216 95V94H215ZM25 96V95H24ZM98 96V95H97ZM139 96V95H138ZM177 96V95H176ZM6 99H7V103L10 105L11 103H14V101H20V98L19 96L16 97L15 99V96H12V95H6L5 96ZM4 97V98H5ZM178 97H180V95L178 94ZM85 98V99H84ZM172 98V97H171ZM182 98V97H181ZM201 98V97H200ZM249 98V97H248ZM30 98H28L29 100ZM159 99V100H160ZM173 99V98H172ZM242 100H244L243 98H241ZM202 100V98H201ZM2 101L5 102V99H3ZM23 100H21V103ZM166 101V102H164ZM235 101V99H234ZM237 101H240V98H238ZM247 101V100H246ZM245 101V102H246ZM31 102V101H30ZM35 102V103H36ZM55 102V103H54ZM93 102V103H92ZM99 106H96L97 103H99ZM244 102V101H242ZM249 102V101H247ZM246 102V103H247ZM254 103H259L258 106H256L255 104H252L249 102V106H253V107H256L258 110H259V114H261L260 112H264V100H253ZM6 103V104H7ZM24 103H26V100L24 101ZM24 103L22 106H24ZM7 104V105H8ZM31 104H33L31 102ZM30 104V105H31ZM191 104V105H190ZM218 104V103H217ZM231 104V103H230ZM20 105V104H19ZM36 105V104H35ZM144 105V107H143ZM12 106V105H11ZM14 106V105H13ZM27 106V105H26ZM96 106V107H95ZM190 106H192L190 109ZM207 106V105H206ZM35 107V106H34ZM245 107V104L244 106ZM247 107V106H246ZM6 110L4 107H1L0 106V143L3 144H9L11 139L14 138V140H17L18 139V134H22L23 136L21 137L23 139V141L21 142L19 148L14 152L15 153V158L20 160V163L16 165L17 167V173H16V179L20 181V176L21 174H23L25 171L26 172H30V173H34L36 174L37 172H40L38 178L40 180H42V182H45L44 185L42 186V191H49L51 192V194H53L55 196V199H57L58 201H53L51 202V210L50 212L47 214V219L48 220H52V218L54 216H58L54 218V221H55V224L59 225V226H63L65 225L64 222L66 221V218L69 217L70 214V211L71 209L68 207L67 203L64 201L66 195L68 194L67 193V190H70L69 193H71L72 195V191H71V188H70V173L68 172V168H67V164L69 162V156L72 155V153L70 151H68V149H65V144L61 141V140H58L56 137L54 136H45L44 139H42L43 137L40 135V137H37V133L35 132L34 134H32V138H30L29 140V137L27 136L28 133H26L27 131L24 129L25 127V123L23 122V120L21 119V115L20 113L19 114H16L18 118H16V115H11L12 114V111L9 108V106H6ZM27 108V107H26ZM69 108V107H68ZM89 108V110H88ZM104 108H107L109 110H106ZM206 108V107H205ZM209 108V107H208ZM240 107H236V103L233 105V107H231V109H234V114L236 117H240V119H242L241 115L243 114H247L246 112L245 113H242V109H239ZM248 108V107H247ZM247 108L244 109L243 111H247ZM252 108V107H251ZM255 108V109H256ZM13 109H15L13 107ZM18 109V108H17ZM22 109V107L20 108ZM28 109V108H27ZM70 109V108H69ZM249 109V108H248ZM254 109V108H253ZM10 110V111H9ZM30 110V109H28ZM126 110V109H125ZM168 110V111H167ZM197 110V119L196 117H194L196 120H189L190 118H188V116H190L189 114H193L194 111ZM208 110V109H207ZM211 110V108H210ZM251 110V109H250ZM20 111V110H19ZM26 111L23 109V112ZM32 111V110H31ZM47 111V112H46ZM94 111V112H93ZM209 111V110H208ZM14 112V111H13ZM18 112V111H16ZM14 112V114L16 113ZM28 112V111H26ZM38 114L40 112V110L37 111ZM214 112V111H213ZM231 112V111H230ZM252 112V110H251ZM256 112V111H255ZM254 112V113H255ZM29 113V112H28ZM26 113V114H28ZM58 113V112H57ZM253 113V114H254ZM258 113V112H257ZM255 113V114H257ZM25 114V113H24ZM253 114H249V115H245L246 117L243 118L245 119L244 121L246 122V124L248 125L247 127L245 126H242V123H245L243 122L242 120L238 122V119H228V127H225L224 130H227L228 129V143L226 142L227 145H225V142H224V152L228 153L229 150H230V145L232 144V140L237 136V135H240L241 136L243 135L245 139H249L252 141V143H250L251 146H254L255 145V142L257 141V138L258 139H264V136L261 135V133L264 132V128H261L260 126H253L252 123L250 122H253L252 120V115ZM30 115V116H31ZM209 115V114H208ZM258 115V114H257ZM28 116V115H27ZM29 116V117H30ZM66 116V115H65ZM95 117L98 116V114H95L93 115ZM161 116V115H160ZM229 116V115H228ZM260 116V115H258ZM262 116V115H261ZM264 116V115H263ZM36 117H39L36 118ZM76 117V116H75ZM176 117V116H175ZM214 117V116H213ZM233 117V116H232ZM255 117V115H254ZM26 118V117H24ZM68 118V117H67ZM183 118V117H182ZM212 118V117H211ZM256 118V117H255ZM255 118L254 119V123H255ZM17 119V120H16ZM33 119V120H34ZM70 119V118H68ZM168 119V118H167ZM193 119V117H192ZM20 120L23 122V125L21 124L22 122H20ZM30 120V119H28ZM32 120V121H33ZM76 120V119H75ZM203 120V119H202ZM209 120V119H208ZM207 120V121H208ZM260 120V119H259ZM258 120V121H259ZM6 121V122H5ZM42 121H44L43 123H41ZM69 121V120H68ZM71 121V120H70ZM81 121V120H80ZM166 121V119H165ZM173 121V120H172ZM181 121V120H180ZM185 122V120H183ZM263 121V119H262ZM110 123L108 124L109 127L107 126V123ZM179 122V121H178ZM201 122V121H200ZM236 123L235 125H233V123ZM181 123V122H180ZM179 123V124H180ZM258 123V122H257ZM256 123V124H257ZM262 123V122H261ZM264 123V122H263ZM47 123L45 122V125ZM72 124V122H71ZM76 124V123H75ZM183 124V125H184ZM207 124V123H206ZM205 124V125H206ZM27 125V123H26ZM77 125V124H76ZM250 125H252L250 127ZM264 125V124H263ZM262 125V126H263ZM31 126V125H30ZM44 126V125H43ZM42 126V127H43ZM75 126V125H74ZM155 126V125H154ZM177 126V125H176ZM204 126V125H203ZM48 128V126H46ZM44 127V129L46 128ZM131 127H136L135 128V131L131 129ZM156 127V126H155ZM209 127V126H208ZM237 127H240L239 129H237ZM249 127V128H248ZM264 127V126H263ZM78 129V127H76ZM180 129L183 128L182 124L179 125ZM207 127H204V129L206 130ZM184 129V128H183ZM203 129V130H204ZM49 130V129H48ZM47 130V131H48ZM100 130V133L99 131ZM121 130H125L126 131V134L123 136L120 134V131ZM156 130V129H155ZM175 130L172 129V131ZM202 130V131H203ZM32 131V130H31ZM46 131V129L44 130ZM185 131V130H184ZM201 131V130H200ZM201 131V132H202ZM175 132V131H173ZM176 132H177V128H176ZM31 133V132H30ZM140 133V134H139ZM171 133V131H170ZM181 133V132H180ZM200 133V132H199ZM136 134H139V135H136ZM173 134V133H172ZM79 135H83V136H79ZM183 135V134H182ZM39 136V135H38ZM113 136V137H112ZM115 136H117V138L115 139ZM122 137L125 139V142L123 143V147L118 143V137ZM177 136V135H176ZM179 136V135H178ZM187 136V135H186ZM42 137V138H41ZM181 137V136H180ZM239 137V136H238ZM174 138L175 135H174ZM237 138V137H236ZM178 139V138H177ZM182 139V138H181ZM184 140V139H183ZM244 140V139H243ZM259 141L257 142L258 144V147L257 149L254 151V153L252 155H249L253 158V160L248 157L247 160H241V159H237V163L235 165V169L237 170L238 169V166L242 167V169L244 168H248V172L250 173L249 175V178L250 180L254 181L253 183H257L259 181V183L262 182L261 178L262 176H264V140L263 141ZM176 141V140H175ZM221 141V140H220ZM219 141V142H220ZM85 142V141H84ZM87 142V141H86ZM97 142V143H96ZM123 142V141H121ZM190 142V141H189ZM32 143V144H31ZM77 143H74V144H77ZM83 143V142H82ZM256 144V145H257ZM192 145V143H191ZM74 146V145H73ZM53 147V148H52ZM81 148V149H82ZM113 149L112 151L110 149ZM89 149V150H88ZM8 152H12L13 151V148H12V145L10 144L8 146ZM67 151V152H66ZM75 151V150H74ZM81 151V150H80ZM14 153H13V156H14ZM251 153V152H250ZM35 155H41L39 159H36L35 158ZM10 157V158H13ZM83 157V156H82ZM147 157V159H146ZM181 157V158H179ZM230 157V156H229ZM228 157V158H229ZM231 159V158H230ZM88 161V160H87ZM232 162V161H231ZM86 163V162H84ZM184 166V164L181 163V166ZM261 165H263V168L260 170L259 168L261 167ZM84 167L86 166V164L83 165ZM180 166V165H179ZM202 166V165H200ZM208 166H210V164H208ZM9 167V165L7 166ZM133 168V170L136 172V178H140L142 180H145V182L147 183V185L149 186V188L145 189L144 191V187H139V186H136L134 184H131V183H127V182H124L123 184L120 183V177L126 175L127 171L130 169V168ZM189 167V166H187ZM194 167V166H193ZM197 167V166H196ZM199 167V166H198ZM192 168V166H191ZM204 168V167H203ZM159 169L163 170V172H161ZM184 169H187L186 167ZM194 169V168H193ZM192 169V171H193ZM197 169V168H196ZM198 170V169H197ZM219 170V169H218ZM221 170V169H220ZM49 171L51 173H49ZM167 171V172H166ZM185 171V170H184ZM199 171V170H198ZM201 171V170H200ZM78 172V171H77ZM182 172V171H181ZM223 172V171H222ZM221 172V173H222ZM188 173H189V168H188ZM187 173V174H188ZM192 173V172H191ZM201 173V172H200ZM206 172H203L201 173L200 176L204 175ZM216 173V172H215ZM52 174V175H51ZM180 174H181V177H180ZM224 174V172L222 173ZM89 176H94L93 173H90L88 174ZM115 175V179L112 180V182L110 181L111 177ZM166 175V177L168 176ZM199 175H195L193 178H192V174L188 175L187 177L191 180H195ZM168 177V178H169ZM223 177V176H222ZM220 175L218 176V174H213L212 176H207L206 177V180H207V184L206 185V190H203V196L202 198L204 199V201L201 203L202 206L201 208L197 209L196 206H194L193 210H192V213H189V216L185 217V219L189 218V219H203L205 220L207 223L208 222H212L214 223L212 220L213 218H223L224 215H226V217H228V214H224V209L226 207V205L228 206H232L234 205L233 201L232 200H228V198L223 195L221 193V190H222V186H224V180ZM113 178V177H112ZM171 178V177H170ZM169 178V179H170ZM201 178V177H200ZM15 179V180H16ZM172 179V178H171ZM72 180V179H71ZM187 180V179H185ZM76 181V180H75ZM172 181V180H170ZM243 181H245V179H243ZM175 182V181H174ZM11 183V180H7V181H4L3 184V188L2 190H12V192L14 193V195H18V191L14 190V188L18 187V184H10ZM49 183V184H48ZM170 183V182H169ZM167 183V186H169L170 184ZM176 183V182H175ZM187 183V182H186ZM185 183V184H186ZM243 183V182H242ZM246 183V182H245ZM252 183V184H253ZM51 184V185H50ZM184 184V185H185ZM200 184V183H199ZM175 185V184H173ZM121 186V189L125 191V193L119 188ZM176 186V185H175ZM178 186V185H177ZM183 186V185H182ZM208 186V187H207ZM63 187V188H62ZM96 187V188H95ZM180 187V185H179ZM198 187V186H197ZM183 188V187H182ZM185 188V187H184ZM170 189V188H169ZM197 189V188H195ZM202 189V188H201ZM200 190V189H199ZM36 191L38 192H41L40 190V187L37 186V189ZM172 191V190H171ZM181 191V190H180ZM174 192V190H173ZM192 192H195L194 190ZM176 193V192H175ZM181 193V192H179ZM197 194L196 197L198 198V195L199 193L196 192ZM194 193H190L189 196H193ZM213 194H216L215 196H213ZM180 195V194H178ZM182 196V195H180ZM42 197H44L42 195ZM195 197V198H196ZM61 199V200H60ZM99 199V203L100 204H97L96 203V200ZM128 199H131V201H129ZM145 200V199H143ZM198 200V199H197ZM202 200V199H201ZM52 201V200H51ZM80 201H78L79 203ZM145 203H146V200H145ZM172 203V202H171ZM194 203V202H193ZM19 210L20 211H23L25 213H27V215H31L34 213V215L37 213L35 211H32L31 210V204L28 203V202H22L20 201L19 203ZM181 204V203H180ZM200 204V205H201ZM141 205V204H140ZM198 205V204H197ZM188 206V205H187ZM190 207V206H189ZM182 208V207H181ZM187 208V207H186ZM192 208V207H191ZM186 210V209H185ZM188 210V209H187ZM199 210L201 212V215H198V216H195V212ZM219 211L220 213L222 214H216L215 211ZM68 211V214H66L65 212ZM163 211V210H162ZM188 212V211H187ZM230 211L228 210V213ZM64 215L63 219H59L60 218V214ZM134 213V212H133ZM20 214V213H19ZM135 214V213H134ZM138 214V213H137ZM33 215V216H34ZM139 216L142 217L141 214H139ZM147 216V215H146ZM149 216V215H148ZM72 217V216H71ZM155 217V218H154ZM39 217L38 216H35L34 217V223L36 225V223L39 222ZM73 219V217H72ZM161 219L163 222H169L170 220L168 218H165L164 215H161ZM74 221V220H73ZM159 222V221H158ZM158 222L156 220V216H153V214L151 213V218L149 220V231H150V243H145L146 245L144 246L143 250L145 252V250H148V251H151L152 255H149L152 260L155 262V264H168V261H166L167 263L164 262L165 260V257L164 255L167 253L164 254V249L167 248V245L169 244V240L166 239L165 237L162 236L160 230H159V226H158ZM148 223V222H147ZM50 224V223H49ZM48 224V225H49ZM73 224V223H72ZM67 225V224H66ZM64 226L63 228V232L65 233L66 232V227L67 226ZM87 227L85 229H87ZM74 228L77 229V227L75 226ZM83 228V227H82ZM80 229V228H79ZM104 230H109V232H107L106 234H103V231ZM72 231V230H71ZM75 232H78V231H74ZM73 233V231H72ZM47 234H50V232L48 231ZM59 234V233H58ZM0 235H5L3 238L5 240L9 239V242L12 243V245H8L5 244L8 246L9 249H12L14 250V252L16 254H20L21 256V253H19L17 251V249L19 248L18 247V238L14 236V234L10 231H4V228L3 226L0 225ZM55 235V234H54ZM62 235V234H61ZM9 238H8V237ZM91 236V237H94V238H97V239H94V242L91 243V244H87L85 241L87 240V238ZM141 236V235H140ZM90 237V238H91ZM3 238H0V253L2 252V249H5V244H4V239ZM140 238V237H139ZM92 239V238H91ZM180 239V238H179ZM134 240V239H133ZM159 240V241H158ZM98 241V240H97ZM181 241L182 238H181ZM118 243V242H117ZM144 244V243H143ZM180 244V243H179ZM225 246V242L221 243ZM121 245V244H120ZM216 245V244H215ZM114 246H116V244H114ZM118 246V245H117ZM222 246V245H221ZM123 247V245H122ZM120 248V247H119ZM28 249V248H27ZM81 250V251H80ZM85 250V249H84ZM227 252V251H226ZM27 253V252H26ZM149 253V252H148ZM25 254V253H24ZM127 254V253H126ZM134 254V253H132ZM159 254V255H158ZM87 255V254H86ZM199 253L197 252L196 254H193V255H188L189 257L186 258L185 261H183L182 264H212L209 260H206V259H210L212 257H216L215 255H208V257H205L206 259H203L199 256ZM4 254L3 255H0V264H9V261H7L6 259L3 258ZM19 256V257H20ZM22 256H26V255H23ZM21 256V257H22ZM72 256V257H73ZM132 256V255H131ZM88 257L89 259L92 257L90 253H88ZM222 259L223 262H228V258H224V254L223 256L221 255L220 256ZM86 258V257H85ZM128 258V257H127ZM72 259V258H71ZM213 259H216V258H213ZM238 260V257H235V258H230V260ZM167 260V258H166ZM64 261V260H63ZM123 262V260L121 261ZM214 262V261H213ZM35 263V262H34ZM215 263V262H214ZM19 264V263H17ZM94 264V262L92 263ZM116 264H120L118 263V260L116 262Z\"/></svg>",
    "mask_w": 264,
    "mask_h": 264
}]
</instances>
